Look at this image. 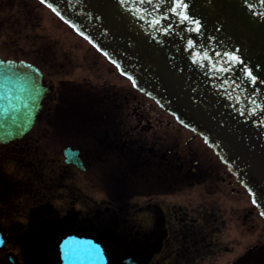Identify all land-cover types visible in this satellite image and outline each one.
<instances>
[{"label":"rangeland","instance_id":"374dc122","mask_svg":"<svg viewBox=\"0 0 264 264\" xmlns=\"http://www.w3.org/2000/svg\"><path fill=\"white\" fill-rule=\"evenodd\" d=\"M0 53L5 58L25 59L38 64L45 73V80L56 86L57 90L49 97L47 103V116L51 107L54 108L56 105L51 101L57 98L59 87L63 92L74 91L83 98V95L90 93L88 86H92L98 89L97 102L101 106L99 111L110 119L109 122L111 121L108 126L126 129L130 133L126 137L133 139L131 146L133 153L129 161L120 164L116 158L112 156L108 158L109 154H103L105 147L99 140L104 139V142H108L110 138L105 140L101 130L96 133L88 126L80 129L74 127L65 128L63 132L55 134L47 128L45 119L43 124L35 125L33 135L22 141L0 146L3 191L7 189L5 184L9 179L18 183L19 179L23 178L26 186L18 187L25 192L22 203L17 190H12L13 193L9 190L10 192L4 196L0 225L11 238L6 249L2 251L0 264H9L6 259L9 254H13L19 260L18 264H38L41 260L46 264H58L55 246L62 236L68 233L57 228L62 221L63 226L68 224L66 229L72 228L94 235L110 252L114 245L112 239L106 236L108 222L111 220H108L111 218L108 214L121 217L119 220L125 223V216L131 207L136 228L141 230L139 224L143 222L145 214L136 209L145 202L146 196H141L139 189H135V196L126 197L124 185L128 181L137 183L142 179L145 158L148 159L146 164L152 162L154 165L157 162L152 153L141 150L144 144L145 149L154 148L153 154L160 156L167 152L168 159L175 156L177 160L175 162L178 163H192L193 161L189 159L191 156L186 154L193 152L196 154L194 159H198L201 165H219L223 169V176L227 177L229 172L224 171L219 157L202 138L177 124L164 107L137 89L117 66L41 1L0 2ZM104 97L109 98L108 102L103 99ZM114 99L119 103L120 111L112 110ZM81 119L85 121L86 118ZM140 120L143 121L141 127ZM150 126L152 128L147 130ZM142 127H145L144 131ZM33 144L38 145V148L41 146L40 151L29 154L33 148L29 145ZM67 145L82 149L89 168L87 172L83 173L75 167L68 168L64 165L62 151ZM168 149H171L169 154ZM19 155L31 158L32 165L21 164ZM227 182L228 179L226 183L221 184L210 182L211 193L207 197L212 212L221 218L218 221L221 224L220 233L213 232L215 234L213 238H219L221 241V261L234 259L252 246L264 247L262 215L264 208L260 211L255 207L252 197L238 180L235 179L232 186L236 189L234 192ZM216 184L217 186L220 184V187H216ZM200 197H203L202 192L189 190L187 194L181 193L178 197L167 195L164 202L186 207L190 206L191 202L199 203ZM7 199H12L11 206L5 204ZM154 199L162 201L159 196ZM249 210L253 211V214H250L253 224L251 230L248 229L251 223H245L243 219L249 214ZM28 211L29 214L26 215L25 212ZM47 212L49 216H55L59 223L57 222L56 227L49 224L51 230L44 234L46 240H42V235L38 238L43 241L39 246L42 249L41 254L38 253L40 250L37 247L31 246L34 243L32 240L22 241V234L32 237L34 229L40 230L39 223L29 232L32 213L34 217L41 213L47 217ZM114 242L118 245L119 240L116 239ZM118 247L117 255L121 257L132 253L126 251L122 245H118L116 249ZM135 247L130 249L136 251L138 258L141 259L144 255L141 251L137 252ZM216 248L217 246L213 247Z\"/></svg>","mask_w":264,"mask_h":264},{"label":"water","instance_id":"95a60500","mask_svg":"<svg viewBox=\"0 0 264 264\" xmlns=\"http://www.w3.org/2000/svg\"><path fill=\"white\" fill-rule=\"evenodd\" d=\"M45 2L138 87L206 134L264 205V0H183L188 21L174 10L178 0ZM43 78L36 65L0 56V144L22 139L33 129L54 89ZM64 156L85 171L80 150L69 146ZM3 245L0 234V250ZM60 252L62 264L110 262L102 244L87 237H66ZM261 253L230 264H249Z\"/></svg>","mask_w":264,"mask_h":264},{"label":"flooded vegetation","instance_id":"af4514ba","mask_svg":"<svg viewBox=\"0 0 264 264\" xmlns=\"http://www.w3.org/2000/svg\"><path fill=\"white\" fill-rule=\"evenodd\" d=\"M142 122L139 121L140 127ZM151 128L152 126L148 127L147 130ZM144 130L145 127H142V131ZM115 134L121 136L120 142L118 138H115L116 142L111 149H118L119 157H128L129 152H132L129 147L133 144V139L128 138L127 142H123L121 138L126 136L124 130L120 135L117 132ZM197 136L201 138L199 134ZM143 147L142 150L152 153V156L157 158V162L154 165L152 162L145 164L142 179L137 183L130 181L125 186L126 197L131 198L136 193L135 189H139L141 196H146L145 202H142L140 207L136 209L145 214L143 222L139 224L141 230L136 228L131 207L124 219L127 227L125 228L127 248L139 246L144 255L138 264H228L239 258L240 256L229 261L220 260L221 241L219 238L213 237L220 233L221 224L218 221L221 218L212 212L210 204L207 203V197L211 193L210 182L221 184L226 183L228 179L227 185L231 186L233 192L236 191L235 187L232 186L237 177L228 169V166L219 158L224 171L229 172L226 177L223 176V169L219 165H201L198 159H194L196 154L193 152L186 154L191 156L189 159L193 161L192 163H178L175 162L177 161L175 156L168 159L167 152L159 156L153 154L154 148L145 149V144ZM170 152L171 149H168V154ZM145 159L147 162L148 159ZM1 171L0 166V211L3 212L5 191H3ZM219 185L216 184V187H220ZM189 190L202 192L203 197H200V202L203 201L197 204L191 202V205L186 207L164 202V197L167 195L178 197L181 193L187 194ZM158 196L162 201L154 199ZM244 220L245 223H251L248 228L251 230L253 228L252 219L246 215ZM214 246L217 248L213 249ZM258 248L259 246H252L247 252ZM163 252L166 253L163 254ZM1 256L0 258H2ZM111 264H122V261L113 260ZM250 264H264V257Z\"/></svg>","mask_w":264,"mask_h":264},{"label":"trees","instance_id":"16d2710c","mask_svg":"<svg viewBox=\"0 0 264 264\" xmlns=\"http://www.w3.org/2000/svg\"><path fill=\"white\" fill-rule=\"evenodd\" d=\"M1 1L2 0H0V2ZM89 91H90V93L83 95V98H81L82 95L78 96L76 94V92H74V91H72V92L71 91H67V92L64 91L63 92V89L59 87V90L57 93V98H55V99H53V101H51V103H56L55 107L54 108H53V106L51 107L50 112L47 116L46 112H47V103L49 100V97H48L45 100L44 108L38 117L37 125L43 124V122L46 119L47 120V128H50L51 131H54L55 134H58L59 131L63 132V130L65 128L70 129V128L76 127L77 129L78 128L80 129V128H87L86 126H88V128L92 129L96 133L101 130V133L104 136V138L108 137V135H110L112 133V132L108 131L110 128V126H108V124H110L111 121L109 122L110 119L106 115H103V113H101V111H99V110H101L100 103L97 102V99H98L97 97L99 96V93L96 91H93L92 88L89 89ZM103 99H105L106 102H108V100H109V98H107V97H104ZM114 109H116V111H120L121 108L118 105H113L112 110H114ZM82 117L86 118L85 121H83L81 119ZM75 119H77L76 122H75ZM71 120L74 121L75 123H73ZM101 126H102V128H100ZM33 134H34V130L32 131V133L30 135H33ZM29 146L33 147L30 149L29 154H34L35 152H38V150L41 147L40 146L38 148V145H35V144L29 145ZM19 158H20L19 161L21 162V164H24V166L32 165L31 158L27 159L26 156H21V155H19ZM22 179L23 178L19 179L18 183H14L15 180L9 179L8 182L5 184L7 186V188H9L10 191L18 190V194L20 193V195H19L20 201H22V199L24 198V193H25L22 190H20V188L26 187L25 183H23L25 181H23ZM18 187H20V188H18ZM7 201H8V199L5 200V204H7ZM9 202H11V200H9ZM42 208H47V207H40V209H42ZM26 214L28 215L29 212H26ZM31 217H32V219L30 220L29 232L31 230H33L34 227L37 226L39 223H40V230L37 231L34 229V235L32 237H27V236H24L26 234H22V236H23L22 241H26V240L31 241L32 240L35 244V247H37L38 250H40V251H38V253L42 254V251H41L42 249H40L39 246H41V242H43V241H40L38 238H40L42 235V237H43L42 240H46V237L44 234L48 233V231H50V228H51L50 225L56 227L58 225L57 222L59 223V220L55 219V216L46 217V214H44V213L39 214L37 217H34L33 213H32ZM19 224H23V223H19ZM59 225H60V223H59ZM0 228L5 229L2 225H0ZM19 229H21L20 225H19ZM37 234H40V235H37ZM10 238H11V236H10ZM33 242H31V243H33ZM38 264H46V262L44 263L43 260H41Z\"/></svg>","mask_w":264,"mask_h":264},{"label":"snow or ice","instance_id":"6c2138e0","mask_svg":"<svg viewBox=\"0 0 264 264\" xmlns=\"http://www.w3.org/2000/svg\"><path fill=\"white\" fill-rule=\"evenodd\" d=\"M44 2H45V0H41V3H44ZM137 3L138 4H151V3H153V0H137ZM49 7H51L52 10L57 13V15H60V13L57 11V9L55 7H53L51 4H49ZM186 7H187V5L183 2V0H178V2L175 5V9H174V10H178L177 11V14L180 15L181 18H182V20H184V21H188V19H189V17L183 13V9H185ZM144 11H145V14H149V13H147V10L146 9ZM61 18L63 19V17H61ZM157 23H159V21H157ZM193 23L196 24V28L198 30V28H199V22L198 21H194ZM85 38H87V37H85ZM193 47H195V45H193ZM234 59H237L238 60L239 58L238 57H234ZM239 62L240 63H243V61H239ZM117 67H119V65H117ZM7 71L9 73H12V68L9 67L7 69ZM247 75L253 80V82H255V77L252 76V73H251L250 70L248 71ZM6 79L7 80H10L11 79V76L6 77ZM129 79H131V77H129ZM133 83L135 85V82H133ZM253 203H256V201L253 200ZM262 215H264V213H262Z\"/></svg>","mask_w":264,"mask_h":264}]
</instances>
